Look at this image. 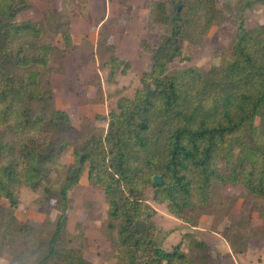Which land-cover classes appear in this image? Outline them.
<instances>
[{
	"label": "trees",
	"instance_id": "16d2710c",
	"mask_svg": "<svg viewBox=\"0 0 264 264\" xmlns=\"http://www.w3.org/2000/svg\"><path fill=\"white\" fill-rule=\"evenodd\" d=\"M257 4L264 0L228 1L225 12L236 30L217 63L171 69L170 63L189 60L185 42L200 45L216 24L218 0H145L147 29L164 32L157 43L139 41L152 60L141 85L96 116L105 127L78 128L71 112L55 105L52 74L65 73V58L77 49L83 58L69 83L77 96L87 95L88 81L78 71L88 62L108 67L109 82L126 74L130 62L111 41L116 22L103 23L88 50L72 31V17L87 9L86 0H62L42 20L20 17L35 0H0V260L9 254L17 264H92L83 248L69 245L67 229L69 192L85 173L104 192L102 229L115 264H214L208 243L193 233L172 248L158 242L148 188L190 227L199 226L203 210L227 202V187L245 190L264 216V23L248 26ZM90 79L95 94L88 100L103 103L100 73ZM70 149L72 160L60 164ZM154 175L163 177L161 185ZM23 186L41 191L46 201L54 198L57 218L21 220L16 209ZM246 224L251 235L236 228L238 244L225 236L235 251L264 234V224Z\"/></svg>",
	"mask_w": 264,
	"mask_h": 264
},
{
	"label": "rangeland",
	"instance_id": "374dc122",
	"mask_svg": "<svg viewBox=\"0 0 264 264\" xmlns=\"http://www.w3.org/2000/svg\"><path fill=\"white\" fill-rule=\"evenodd\" d=\"M228 1L218 0L221 13L216 24L213 25L200 45L185 42L184 49L186 55L189 56V60L184 62L176 60L170 63L171 69L196 66L206 70L211 64L219 61L220 54L230 46L232 36L236 30L234 17L225 12ZM35 2L36 7L23 12L21 18L42 20L44 19V11L47 8L58 9L62 4V0H35ZM86 2L87 9L77 11L72 17L74 22L72 28L77 39L81 40V44L90 50L94 48V43L82 36L83 26H88L91 33H94L97 28L98 32L96 33H99V28L103 23L111 20L114 23L116 22L111 41L116 44L115 53L120 58L130 62V69L126 74L118 73L115 80L109 82L107 80L108 67L100 68L95 62L84 64L80 67L78 73L81 78L88 81L84 88L87 95L86 97L77 96L70 90L69 83L81 64L78 52L68 58L67 71H69L70 76L65 78L57 75L53 80L54 75H56L53 73L52 84L55 91V105L71 112L76 127L79 128L83 123H90L95 127L102 128L106 126V123L97 119L96 116L106 114L111 108L116 107L119 97L133 96L136 88L141 85L142 72L149 68L152 63L150 55L140 49V39L147 38L152 43H157L164 29L157 32H150L147 29L148 10L145 7V0H129L126 4H120L118 0H86ZM261 23H264V5L257 4L248 13V26L252 28ZM58 44L61 45L60 38H58ZM52 64L58 65L55 61H52ZM94 72L100 73L104 89V102L99 104L91 103L88 100L89 96L95 94V88L90 84V75ZM71 160L70 149L61 157L60 164L68 163ZM226 190L229 196L227 202L218 206L213 212L203 210L200 222L204 221L205 225L210 228H219L230 241L238 244L240 236L236 234V228L239 231H245L246 236H249L251 235L250 226L246 223L262 226L264 216L261 215L260 210L253 209L256 199L248 195L245 190L234 187H227ZM146 194L150 204L156 205V202L152 199V188H148ZM69 195L71 206L68 211L67 229L69 237L72 239L69 245L83 248L85 255L92 261V264H115L116 259L109 256L110 241L102 229L104 220L107 218L108 209L103 189L92 184L85 173L79 184L69 192ZM19 196L20 204L16 209V214L21 220L43 222L48 218L53 220L57 218L59 210L55 207L56 200L54 198L46 201L41 191H34L27 186L21 188ZM229 204H231V208L228 209L227 205ZM159 208L164 212L166 210L165 206L162 205ZM162 216L157 217L154 213L151 220L156 223H158V220L167 222L168 220L164 219L165 216ZM78 222L83 223V231L82 227H77ZM170 226L167 224L166 227ZM177 229L181 234L178 241L191 235V233H183L180 228ZM173 230L161 228L157 240L162 246L166 248L174 246L170 242V235ZM260 243L259 246L264 247V241ZM0 264L17 263L12 261L11 255L4 254Z\"/></svg>",
	"mask_w": 264,
	"mask_h": 264
},
{
	"label": "crops",
	"instance_id": "0c3cea01",
	"mask_svg": "<svg viewBox=\"0 0 264 264\" xmlns=\"http://www.w3.org/2000/svg\"><path fill=\"white\" fill-rule=\"evenodd\" d=\"M74 23V22H73ZM73 26V24H72ZM83 32H82V36L86 37L88 40H90L91 42L95 43L98 37V32L97 28L95 30L94 33H91V30L89 29L88 26H83ZM73 31V28H72ZM74 34V40L78 43H81V40L77 39L75 32H73ZM79 52L80 58H79V62H82V50H74L70 55H68L65 58V65H66V72L65 73H54L56 75H54L53 80L55 78V76L60 75V76H64L65 78L69 77V71H67V65H68V58L72 55V54H76ZM98 64V63H97ZM53 76V74H52ZM52 79V78H51ZM69 80V79H68ZM53 83V81H52ZM154 209L157 211L155 213V215L157 217H163L162 215L165 216V220H168L167 222H163L158 220V223H156L160 228H170V229H174L171 232V240L170 242L172 244H176L177 241L179 240V236L181 234H179L180 231H177V228H180L181 231L183 233H193L194 235H196L198 238H201L203 240H205L209 247H210V256L214 262V264H264V247H260L259 245H261V241H264V234L261 237H254V238H250L248 241V245L245 251L240 252V251H235L233 249V247L230 245L229 241L225 238V235L220 231L219 228H210L207 227L205 225V222L202 221L200 222L199 226L197 227H190L188 224L182 222L181 220H179L178 218H176L173 214H171L166 205L164 204H159L156 203L155 204H151ZM165 206L166 210L161 211L159 207ZM160 223V224H159ZM167 224L171 225L170 227H166ZM176 229V230H175ZM260 243V244H259Z\"/></svg>",
	"mask_w": 264,
	"mask_h": 264
},
{
	"label": "water",
	"instance_id": "95a60500",
	"mask_svg": "<svg viewBox=\"0 0 264 264\" xmlns=\"http://www.w3.org/2000/svg\"><path fill=\"white\" fill-rule=\"evenodd\" d=\"M153 183L155 185H161L163 183V177L161 175H154L153 176Z\"/></svg>",
	"mask_w": 264,
	"mask_h": 264
}]
</instances>
